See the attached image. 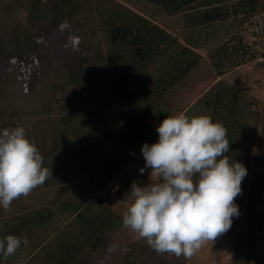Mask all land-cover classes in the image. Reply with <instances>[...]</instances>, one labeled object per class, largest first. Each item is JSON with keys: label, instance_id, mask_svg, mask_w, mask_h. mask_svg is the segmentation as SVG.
Listing matches in <instances>:
<instances>
[{"label": "trees", "instance_id": "16d2710c", "mask_svg": "<svg viewBox=\"0 0 264 264\" xmlns=\"http://www.w3.org/2000/svg\"><path fill=\"white\" fill-rule=\"evenodd\" d=\"M147 1L179 20L183 40L115 0H0V132L23 126L43 166L52 170V177L28 195L30 207L12 211L17 200L7 211L0 206V239L12 234L28 241L7 260L0 254V264L155 259L156 252L135 233L124 247L105 253L123 222L99 191L136 160L144 143L158 138L156 128L172 115L166 97L199 62L198 49L208 52L217 77L262 55L240 31L247 21L252 26L263 0ZM64 19L77 26V33L70 32L81 42L62 56L44 38ZM86 26L93 32L89 39ZM71 57L78 60V70L63 80L59 69ZM45 58L55 63L52 71L44 66ZM55 88L61 99L52 95ZM100 91L103 101L96 104ZM246 95L219 78L184 113L221 122L231 143L227 155L247 169L235 200L240 214L228 232L240 227L236 241L246 251L239 256L251 260L254 230L262 232L264 219L258 212L264 190V112L257 131L248 121ZM108 107L113 110L109 117L101 112ZM55 109L80 114L62 119V126L40 129Z\"/></svg>", "mask_w": 264, "mask_h": 264}, {"label": "clouds", "instance_id": "9594fccd", "mask_svg": "<svg viewBox=\"0 0 264 264\" xmlns=\"http://www.w3.org/2000/svg\"><path fill=\"white\" fill-rule=\"evenodd\" d=\"M158 142L141 148L150 183L133 182L123 225L144 239L156 253L191 258L207 241L228 232L240 212L236 198L242 192L247 169L227 155V129L207 115L167 116L156 128ZM145 171L140 169L141 174ZM52 177L43 156L23 126L0 132V206L8 210L20 197ZM26 237L9 234L0 239L7 260Z\"/></svg>", "mask_w": 264, "mask_h": 264}, {"label": "rangeland", "instance_id": "374dc122", "mask_svg": "<svg viewBox=\"0 0 264 264\" xmlns=\"http://www.w3.org/2000/svg\"><path fill=\"white\" fill-rule=\"evenodd\" d=\"M116 2L123 3L135 11L149 17L154 22L158 23L161 26L166 27L169 31H171L175 36H177L180 40H183V33L181 29V23L176 17L167 16L161 13L156 7L148 2L147 0H115ZM264 3V0H263ZM264 7V4H263ZM258 13V12H257ZM264 18V15L262 16ZM230 19V18H229ZM244 29L240 31L243 36L244 42H247L249 45L257 46L260 45L261 42L259 39H255V36L251 30L250 21L244 24ZM73 29V30H72ZM77 26L74 27V24L71 23L68 19H64L60 24L58 29L52 32V35L46 36L44 39L47 41L49 45L52 47L55 46V49L60 52V55L65 56L66 54H70V49H76L81 42V39L77 36H74ZM89 27L86 26V30ZM70 31H73L71 33ZM80 31V30H79ZM88 39L91 38L93 33L90 30L85 31ZM77 33V32H76ZM96 33V32H95ZM97 34V33H96ZM102 43L105 45V35L102 30L98 32ZM201 53L202 57L199 62L196 64L194 68L190 70V72L183 79L182 84L172 89L170 93L167 95V101L170 104V111L172 115L178 114L180 112H184V110L189 107L203 92L207 89L211 84H213L217 79H223L235 86L242 88L247 92L245 97L246 108L248 121L251 123L253 128L257 131L260 126L259 118H261L262 113L264 112V62L258 60H248L246 63L232 67L228 72L223 74L220 77L216 76L215 70L211 65V60L209 58V54L205 49H198ZM264 57V52H262ZM54 64L47 63L46 58L44 61V66L48 69V71H52ZM227 66V63H226ZM229 66V65H228ZM60 74L63 80L69 78L70 75L74 74L78 70V60L71 57L68 59L64 65L60 67ZM52 95L55 98H60L61 90L60 88H55L52 91ZM61 99V98H60ZM103 101L102 91H100L95 97V103L100 104ZM69 113H60L58 109L53 110L49 113V119H46L45 122L38 124L40 129L49 128L53 123H58V126H62V119H67L70 116L78 118L77 112L73 110H69ZM101 112L107 113L108 117L112 116L113 110L112 108H103ZM51 123V124H50ZM155 123V122H154ZM157 126V124H156ZM140 159V158H139ZM142 160H140L141 162ZM144 166L143 164L137 162L135 164L136 170L138 167ZM136 181L132 180L129 185L126 187L125 193L130 194L131 185L133 182L137 183L139 186H147L150 182H142L138 177H135ZM146 178H144L145 180ZM115 181L118 182L119 188H116L114 191H107L116 195V203L119 204L117 207L118 211L121 213L123 217V213L126 210L128 203L130 202V195L125 196L122 192L120 195V185L121 180L115 177ZM105 189V190H106ZM120 189V190H119ZM118 190V191H117ZM117 191V192H116ZM105 192V191H104ZM103 192V193H104ZM123 195V196H122ZM113 196V197H114ZM121 198V199H120ZM30 199V198H29ZM244 199V197H243ZM110 200V199H109ZM116 203L112 205L117 206ZM15 207L13 210H19L20 208H28L31 206L30 202H28L27 197H20L17 199V202L13 204ZM258 212L260 217L263 218L264 214V190L262 191V197L258 205ZM262 222V232H259L257 229L254 230V234L257 235L256 243L257 246L254 251V257L251 260H245L244 258H240L239 253H245L246 247L240 246L236 241V237L241 233V229L238 226L236 230L233 232H226L219 236L214 242L207 241L202 244L201 248L191 257L186 259L185 257H176L173 254L168 253H156L155 259L153 261L145 260L142 264H262V258L264 259V219ZM132 231L123 226L120 231L113 237L110 245L105 249V253L114 252L113 249H118L124 247L126 244V240H129L132 235ZM136 235V234H135Z\"/></svg>", "mask_w": 264, "mask_h": 264}, {"label": "crops", "instance_id": "0c3cea01", "mask_svg": "<svg viewBox=\"0 0 264 264\" xmlns=\"http://www.w3.org/2000/svg\"><path fill=\"white\" fill-rule=\"evenodd\" d=\"M155 142H158V138H156L154 141H153V143H155ZM152 143V144H153ZM140 158V159H139ZM140 160H142L141 162H140ZM137 162H139V163H141V164H143L144 166H145V160H144V157H143V155H142V153L140 154V155H138V157L136 158V160L135 161H133L132 163H130L126 168H124L120 173H118L115 177H117V178H119V180H121V185H120V195L122 194V192H123V194L125 195V196H123V197H126V196H128V195H130V194H128V193H125V191H126V187H127V185H129V183H131L132 182V180H133V178H134V180L136 179L135 177H138L139 178V180L141 181H143V182H145V184L147 183V182H150V179H149V176H150V172H151V169L150 168H146V171H145V173L144 174H138L137 173V170H136V167H135V164L137 163ZM114 177V178H115ZM144 178H146L145 180H144ZM137 180V179H136ZM135 180V181H136ZM141 181V182H142ZM119 188V187H118ZM106 189V187L105 188H103L101 191H99V193L102 195V197L106 200V202L119 214V215H121V213L118 211V209H117V207H119V204H117L116 203V195L114 196L113 194H115V193H110V192H108L107 191V189ZM105 191V192H104ZM118 191V190H117ZM116 191V192H117ZM104 192V193H103ZM127 192V191H126ZM114 196V197H113ZM110 199V200H109ZM121 199V198H120ZM113 203H116L117 204V206H115L114 207V205H112ZM122 217V216H121ZM124 226V225H123Z\"/></svg>", "mask_w": 264, "mask_h": 264}, {"label": "built area", "instance_id": "2783aa9c", "mask_svg": "<svg viewBox=\"0 0 264 264\" xmlns=\"http://www.w3.org/2000/svg\"><path fill=\"white\" fill-rule=\"evenodd\" d=\"M264 4V3H263ZM264 15V7L261 11L253 15L251 23H252V31L255 36V38L259 39L261 44L254 46L255 49L258 50V52H264V18L262 16ZM256 60L258 61H264V57L260 55ZM144 168L146 171L145 166H140L137 168V173L141 174L140 169ZM143 172V174L145 173ZM119 187V184L117 181H115V178L111 179L108 184L106 185V188L109 191H114L116 188Z\"/></svg>", "mask_w": 264, "mask_h": 264}]
</instances>
